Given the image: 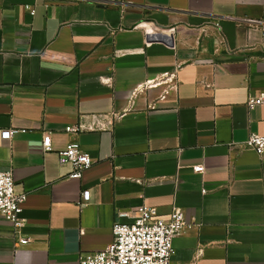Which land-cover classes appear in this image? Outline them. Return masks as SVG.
I'll use <instances>...</instances> for the list:
<instances>
[{
	"label": "crops",
	"instance_id": "1",
	"mask_svg": "<svg viewBox=\"0 0 264 264\" xmlns=\"http://www.w3.org/2000/svg\"><path fill=\"white\" fill-rule=\"evenodd\" d=\"M263 23L264 0H0V168L27 195L24 227L0 216V264H78L141 207L191 227L172 264H264V155L246 145L264 135L246 106ZM69 142L94 161L78 180Z\"/></svg>",
	"mask_w": 264,
	"mask_h": 264
},
{
	"label": "built area",
	"instance_id": "2",
	"mask_svg": "<svg viewBox=\"0 0 264 264\" xmlns=\"http://www.w3.org/2000/svg\"><path fill=\"white\" fill-rule=\"evenodd\" d=\"M260 33L264 39V23L260 27ZM261 105H264V93L255 97L250 96L246 102L249 110ZM65 132L77 134L79 129L70 126L66 127ZM14 134L16 131H4L1 136L3 140H10ZM246 145L258 156L264 155V135L251 134ZM42 147L44 152L51 151L49 133L44 134ZM58 161L61 166H71L72 172L68 178L75 180L81 179L83 173L94 163L76 142H69L65 149L58 153ZM203 171V166L194 168L196 173ZM16 189L12 169L0 168V216L18 231L25 225L22 212L27 195L18 193ZM89 200L90 193L84 191L79 205L84 206ZM190 228L179 209H174L167 219H162L155 208L141 207L131 222L118 220L113 225L111 245L99 253L82 255L78 264H172L173 241ZM19 243L26 245L27 241L21 240Z\"/></svg>",
	"mask_w": 264,
	"mask_h": 264
}]
</instances>
